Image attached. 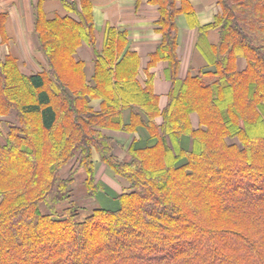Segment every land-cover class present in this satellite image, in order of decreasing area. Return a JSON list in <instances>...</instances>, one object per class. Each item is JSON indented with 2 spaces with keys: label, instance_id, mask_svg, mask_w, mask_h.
I'll return each instance as SVG.
<instances>
[{
  "label": "trees",
  "instance_id": "16d2710c",
  "mask_svg": "<svg viewBox=\"0 0 264 264\" xmlns=\"http://www.w3.org/2000/svg\"><path fill=\"white\" fill-rule=\"evenodd\" d=\"M160 1L156 57L173 73L163 110L115 28H107L88 80L75 52L95 43L90 0H81L82 10L67 2L79 22L39 12L36 32L48 62L42 72L23 74L13 56L0 64V116L15 111L19 122L0 143V264H264V0H219L222 14L199 27L201 43L219 31L218 43L203 48L212 69L184 80L179 10L173 0ZM92 99L102 101L100 111ZM131 107L136 113L125 124ZM139 122L158 142L132 146L122 161L103 130L134 132ZM95 151L129 190L84 220L75 206L44 213L42 202L70 199L74 176L63 179L60 171L74 159L87 172V190L107 198L96 181Z\"/></svg>",
  "mask_w": 264,
  "mask_h": 264
},
{
  "label": "crops",
  "instance_id": "0c3cea01",
  "mask_svg": "<svg viewBox=\"0 0 264 264\" xmlns=\"http://www.w3.org/2000/svg\"><path fill=\"white\" fill-rule=\"evenodd\" d=\"M92 3V18L95 34V43L83 42L75 52V59L84 63V70L89 81L94 78L97 52L103 50L106 30L115 28L124 33L126 47L124 52L130 51L139 58L138 79L143 86L147 80L151 81L153 93L158 97L159 109L163 110L168 103L172 90V69L169 61L158 59L157 51L163 41L160 31L161 1L160 0H90ZM179 14L176 17L178 30L177 54L180 61L179 79H186L190 74L199 70H211L209 60L203 52L208 46H214L219 41L218 29H211L206 40H200L199 27L215 22L222 14L219 0H173ZM67 2H75L82 10L81 0H0V64L8 56L17 59L21 72L25 75H34L42 72L47 66L46 57L41 51L39 37L36 32V21L39 12L45 19L53 20L57 17L69 16L80 21V16L68 10ZM192 13V14H191ZM242 60V61H241ZM245 59H239L241 70ZM102 101L92 99L91 106L95 111L101 110ZM131 107L124 111L125 124L132 122L136 113ZM198 115L196 113L192 114ZM191 116V117H192ZM157 125L162 118H156ZM107 136L115 141V148L120 147L126 153L124 160L129 159V149L155 146L157 136H152L146 125L139 122L133 132L125 130H103ZM117 155V154H116ZM127 157V158H126ZM94 165L109 173L110 169L101 161L97 151L93 154ZM110 174V173H109ZM113 175V173H112ZM116 176V175H114ZM119 177V176H118ZM121 178V177H120ZM123 179V178H122ZM124 187V186H123ZM122 187V188H123ZM125 189H122V192ZM121 192V193H122ZM120 193V194H121Z\"/></svg>",
  "mask_w": 264,
  "mask_h": 264
},
{
  "label": "rangeland",
  "instance_id": "374dc122",
  "mask_svg": "<svg viewBox=\"0 0 264 264\" xmlns=\"http://www.w3.org/2000/svg\"><path fill=\"white\" fill-rule=\"evenodd\" d=\"M242 66L243 67L245 66V60ZM191 118H192L194 127L198 128L200 126L199 116L193 115ZM17 125H19V122H18V118L16 116L15 111L9 116H0V143L1 144L4 145L7 143V140H6L7 133L9 132L12 126H17ZM234 141L239 143L237 139L228 140V142L230 143H233ZM114 152H115V155L117 154L116 155L117 158H119L122 161L124 160L123 155H126V153L123 149H121L120 147H117V150L115 148ZM75 160L76 159H74L69 165H67L60 171V176L63 179H68L71 174L74 176V181L70 185V199L64 202H59V203L55 202L52 199H49L47 203L42 202L40 204V207L44 213H49L51 210H53V208H55L58 212L61 213L64 211V209L70 206H75L78 209V220H84L86 217H89L90 215H92L95 209L101 208L103 206L107 207L108 205H110V202H111L110 199H114V197H116L117 195H120V193L122 192V189L129 190V183H127L124 179L118 177L113 172V170L105 164L106 165L105 167H107V169H110L109 170L110 174L103 172V169H99L97 173L95 170V177H96L97 182L103 183L106 185L111 195L108 194L109 197L107 196V198H103V196L101 195L94 196L92 193H90L87 190V187L85 185V182L87 179L86 170L84 168H78L77 166H73ZM95 167L98 170L99 165L96 163ZM73 168L75 169L73 170ZM0 204H1V199H0ZM115 205L118 206V203H116Z\"/></svg>",
  "mask_w": 264,
  "mask_h": 264
}]
</instances>
